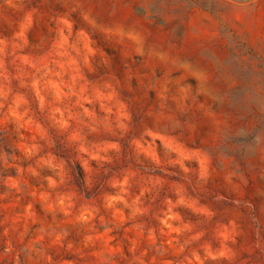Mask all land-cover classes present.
<instances>
[{
  "label": "rangeland",
  "instance_id": "obj_1",
  "mask_svg": "<svg viewBox=\"0 0 264 264\" xmlns=\"http://www.w3.org/2000/svg\"><path fill=\"white\" fill-rule=\"evenodd\" d=\"M0 264H264V0H0Z\"/></svg>",
  "mask_w": 264,
  "mask_h": 264
}]
</instances>
